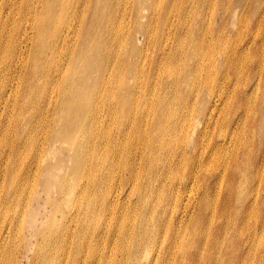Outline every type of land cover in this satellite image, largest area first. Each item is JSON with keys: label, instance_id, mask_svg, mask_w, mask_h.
<instances>
[{"label": "bare ground", "instance_id": "1", "mask_svg": "<svg viewBox=\"0 0 264 264\" xmlns=\"http://www.w3.org/2000/svg\"><path fill=\"white\" fill-rule=\"evenodd\" d=\"M122 1L125 0L118 3ZM260 1H151L155 16L150 18V26H158V29L163 25L162 18H167L175 6L188 3L181 10L182 21L177 28L174 19L167 22L165 19L167 35L159 41L162 47L164 45L160 53L169 54L165 58L167 68L161 83L165 95L161 94L159 103L152 106V126L157 134L150 143L145 141L146 134L143 135L144 147L151 150L149 158L155 150L170 163L178 155L189 163L183 171L182 183L171 185L172 192L179 184L181 191L175 192L176 198L170 197L169 203H162L167 207L165 211L172 216L177 214L182 223L188 224V232L182 235L181 244L180 233L176 232L177 240L169 246L168 243L166 246L159 241L151 242V239L147 242L145 236L144 243L148 244L145 252H156V261L169 257L178 264L177 259L181 258V264H190V253L195 248L197 264H206L213 255L206 258L202 255L212 246L218 254L216 264H264V36L259 38L256 29L249 33L245 24L246 19H251L254 28L263 21L264 6ZM101 3L102 0L91 4L89 0H76V4L84 6L86 12L89 9L92 16L102 12ZM54 4V13L57 11L62 16L68 1L54 0ZM142 8V4H137V10ZM111 12L125 19L119 9ZM133 14L136 18L140 14L136 16L135 7ZM208 15L211 18L206 22ZM103 16L105 26L98 31L89 29L78 49L80 56L89 59L81 81L88 76L95 83L99 78L104 79L103 63L107 57L104 51L108 47L118 45L124 49V59L130 56L124 42L119 43L117 39L118 29L105 12ZM51 19L45 15L37 20V38L42 43L32 49L35 52L26 79L25 75L24 79L19 76L22 67L18 64L23 54L31 49L25 46V40L19 47V54L13 41L10 45H0L4 57H9L13 74L5 82L0 79V86L9 83L3 89L0 87V264H23L25 247L32 249L29 264H111L115 247H108V239L113 232L110 231L113 204L118 198L119 202L129 198V190L121 187L112 201L107 199L108 216L107 207L101 203L100 214L106 217L91 221L92 213L99 210L93 207L90 184L89 168L94 166V159L90 157L87 161L86 151L106 145L120 150L121 145L113 135L116 129L105 122L109 113L99 117L95 110L98 91L104 84L92 83L87 90L90 83L87 81L83 89L76 78L74 82L68 78L69 69L63 71V65H58L59 58L42 63L45 53L58 46L54 36L46 45L44 42V26ZM22 31L25 34V26ZM141 32L151 33L153 37L152 27ZM159 36L157 30V39ZM175 44L178 46L173 52ZM131 57L136 63L138 59L141 62L149 59L141 48H136ZM182 58V63H178ZM159 79L161 77L156 80L161 81ZM20 83L23 92L20 91L19 113L14 116L16 139L13 141L9 138L7 126L10 122L6 111L12 107ZM55 89L59 104L50 114L56 97L51 90ZM128 94L132 95L130 89ZM120 102L123 113L119 115L114 111L113 117L123 135L128 132L124 112L127 108L125 99ZM91 115L90 128L87 122ZM139 115L134 124L145 126L147 113ZM97 123H101L98 128L101 133L97 131ZM32 132L46 134L49 151L27 163L21 149H25V135ZM60 152L69 158L68 166L55 162V166L49 167V158L55 159ZM111 164L112 161L108 165ZM108 170L111 172L112 168L108 166ZM93 179L99 183L98 176ZM40 188L49 197L45 202L55 209L51 225L41 233L37 230L34 207ZM127 201V204L133 203L132 199ZM57 215L60 218H55ZM199 219L201 223L197 226ZM118 229L123 234L120 224ZM86 236L88 241L83 240ZM165 238L173 239V231L167 227ZM95 244H99L97 250L94 247L91 251ZM137 245L134 244V250L140 248Z\"/></svg>", "mask_w": 264, "mask_h": 264}, {"label": "rangeland", "instance_id": "2", "mask_svg": "<svg viewBox=\"0 0 264 264\" xmlns=\"http://www.w3.org/2000/svg\"><path fill=\"white\" fill-rule=\"evenodd\" d=\"M61 1L63 0H59V2ZM67 1L68 6L66 12L61 16L57 11L54 13V0H0V45H5L7 43L10 45L11 41H13L16 45V53L19 54V47L25 40V46L31 49L29 53L23 54L22 62L18 64L22 67L19 76L24 79L25 75L26 79V72L29 70L30 64H32V56L35 52V50L32 49L36 47L37 43H42L37 38V20L38 18L43 19L45 15L53 18L48 21V23H45L44 28L46 37L44 42L46 45L47 42L53 40L52 37L54 36L58 46L49 50L51 53H45L46 57H43L42 63H51L53 58H59L58 65H63V71L69 69L68 78H76V83L81 82L83 89L87 81H90L87 90H90L92 83L96 84L100 82L104 84L98 91V101H96L95 98V110L99 113V117H102L105 112L109 113L108 119L105 120V122L109 125H113V129H116L113 135L117 143L121 145L120 150L106 145L103 147L99 146L96 150L88 149L86 151L87 161L90 157L94 159V162H92L94 166L89 168L92 174L90 177V184L93 187L94 194L93 207L99 210L92 213L91 221H97L106 217L100 214L101 203L107 207L108 216L110 213V205L107 199L112 201L116 192H118L121 187L129 190L128 195L130 199L127 197L119 202L118 198V201H114L115 203L113 204L114 214L111 216L113 219L111 220L110 218V231L113 232L108 239V247H115V254L113 251L111 257V264H114V261L116 264H120V262L122 264H174L173 258L162 257L156 261L158 256L156 252L146 254L145 251L148 244L144 243V238L146 236L147 242L151 239V242L159 241L166 246L168 243L169 246L173 241L177 240L175 233L179 232L180 236L178 240L180 244L182 243V235L185 233L187 234L188 224L185 225V223H182L177 214L172 216L171 212L165 211L167 207L162 203H169L170 197L176 198V194L174 193L181 191L179 188L180 184L177 188H173V192L171 190V185L175 187L177 183H182L181 180L184 179L183 171L184 169L187 170L189 163H185V160L183 158L181 159L179 155L170 163L167 159H164V155L159 156L155 150L149 158L151 150L144 147L143 143L146 144L145 141L150 143L156 133L152 126V113L154 111L152 106L159 103L160 100L158 99L161 94L163 97L165 95L164 86L161 83L167 68L165 58L169 54L164 56V53H160V48L162 50L164 45L162 47L159 42L167 35V28L164 24L165 19L166 22L167 20L171 21L174 19L173 23L175 28H177L182 21L180 17L182 15L181 10L185 9L188 3L175 6L173 11L168 14L167 18H162L163 25L159 26L158 29V26H150V18L155 16L153 13L154 8L151 7L152 0H125L120 4L118 3L119 0H102L100 5L102 12H99L96 16H92L89 9H87L86 12L84 6L76 4V0ZM95 1L96 0H89L90 4ZM260 2L264 6V1L261 0ZM139 3L143 6L140 11L137 10V4ZM257 3L255 5H257ZM75 4L76 6H74ZM246 6L244 7L245 13L247 11ZM134 7L136 8V16L140 13L137 18L133 14ZM112 9H119L123 16L125 14V19L123 20L122 16H118L117 13H112ZM158 10L159 8L156 10V13ZM103 12H105L108 20L113 23L114 27L118 29L116 36L119 37L117 39L119 43L124 42L125 46H127L126 50L129 53L128 55L130 56L124 59V49L118 47V45L108 47V49L104 51V53L107 54L106 60L104 59V63H100L104 65V79L99 78L95 83L92 81V78L88 76L85 81H81L83 70L86 68L89 59L87 60L85 57L80 56L78 54V49H81L85 40L84 36L89 29L98 31L105 26ZM210 18V15H208L207 20L205 19L206 22H209ZM191 19L192 17L189 18V20ZM43 22L42 20L40 24ZM260 22L261 20L256 27L252 28L253 20L246 19L245 21L247 31L252 34L256 29V34L259 38L264 36V19L261 23ZM260 24L262 26H260ZM23 26H25V34L22 31ZM150 27L153 29V37L151 33L141 32L143 29ZM157 30L160 35L158 39L156 37ZM139 32L142 34L140 35ZM143 34H146V36ZM177 46L178 45L175 44L173 52L177 50ZM136 48H141L143 54H147L149 59L145 62H141L138 59L136 63L131 57V54ZM15 59L17 60V57H15ZM183 60L184 58L179 60L178 63H182ZM5 63L7 66L3 67ZM155 63H159L157 67ZM134 66L136 67L134 68ZM135 69L136 74H134ZM14 74L17 75L16 73ZM11 75L13 74L9 57L5 58L0 51V79H3L5 82L6 80H10L9 76ZM158 77H161V79H159L161 81L156 80ZM22 79H20L21 82H24ZM52 80L51 78V81ZM72 82H74V79ZM8 84L9 83H3L0 87L3 89ZM129 89L132 91V95L128 94ZM20 91L23 92V85L21 83L16 93L17 96L13 98L14 102L12 107H9L6 111L9 115L10 122V125L7 126L9 129V138L13 141L16 139L13 122L14 116L19 113L18 105L21 101ZM51 93L56 97H54L50 114L53 113L55 105L58 106L59 104L58 92L56 89L51 90ZM262 96L264 97V94ZM123 99H125L124 104L125 108H127L124 112L128 122V132L121 135L122 128L118 125V121L113 116L114 111L119 112V115L123 113L122 111L124 109L121 111L123 104L120 102V100ZM140 113H147L148 117L146 118L145 126H138L136 125L137 122L134 124V121L140 116ZM91 121L92 115L91 119L87 122V126L90 128ZM137 121H140V118ZM100 124L97 123V131ZM98 132L101 133V131ZM144 134H146L145 141L143 138ZM48 147L46 134L39 133L34 135L33 132L26 134L25 149H21L22 153L25 154V162L31 163L33 158L37 155L48 153ZM62 148L66 149V147ZM146 157L148 160H146ZM53 159L54 158H49V167L55 166V162H64L67 167L70 162L69 158L62 152L55 156L54 160ZM111 161L112 164L108 165ZM108 166L112 168L111 172H109ZM175 166L177 168H175ZM98 168H101L102 171L98 172ZM94 176L99 177V183L94 182ZM127 182L129 183L127 184ZM139 190H141V192H139ZM48 198V195L44 194L43 189L40 188L39 199L34 205L37 211L35 213L37 230H39L40 233L41 230L51 225V217L55 210L45 202ZM131 199L133 203L127 204L129 203L127 200ZM123 209H125V211L121 212ZM55 218L58 219L60 216L57 215ZM200 223L199 219L197 226H200ZM119 224L123 234L119 232ZM166 227L168 230L173 231V239L165 238ZM204 235L205 234L201 235V237ZM35 239L36 238L33 239V242ZM83 240L88 241L89 237L86 236ZM201 242L200 240L199 244ZM136 243L140 248L134 250V244ZM30 245L32 247L33 243H30ZM95 245L96 246L91 247V251L94 250V247L97 250L96 247H98L99 244ZM23 254V264H29L32 258V249L30 251L25 247ZM190 254V264H197L196 249L193 248V252ZM209 254H212L213 258H209L206 264H216L218 254L214 252V247L210 246L209 251L204 253L202 257L206 258ZM177 263L181 264V258L177 259ZM217 264L220 263L217 262Z\"/></svg>", "mask_w": 264, "mask_h": 264}]
</instances>
